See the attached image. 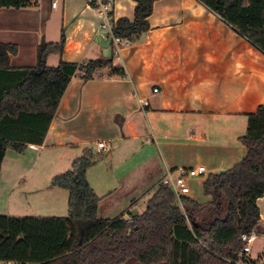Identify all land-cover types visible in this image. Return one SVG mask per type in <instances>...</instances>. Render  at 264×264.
<instances>
[{
    "label": "crops",
    "instance_id": "obj_1",
    "mask_svg": "<svg viewBox=\"0 0 264 264\" xmlns=\"http://www.w3.org/2000/svg\"><path fill=\"white\" fill-rule=\"evenodd\" d=\"M104 2L112 5L111 22L134 20V0H38L27 8L0 9V44L18 48L10 58L12 68L36 66L39 45L58 43L63 32V52L51 54L48 66L114 58L126 72L124 77H110V70L103 69L90 81L81 74L73 77L42 145H27L24 154L34 155L35 163L19 177V189H26L18 192L12 187L7 204L30 200L45 211L56 201L62 203L67 195L50 187L56 174L47 163L63 158L70 162L86 148L100 154V142L109 143L111 151L101 154L87 172L100 198V218L101 211H109L105 202L119 199L116 192L123 183L117 174L122 165L131 175L125 187L129 192L120 194V201L128 204L119 218L128 220L134 215L131 208L142 205L136 215L145 212L169 172L176 177L179 170L203 167L206 179L246 156L240 139L247 132L248 115L264 105V53L199 0H158L149 17L150 30L115 56L112 38L100 29ZM140 101L148 105L143 107ZM150 147L167 152L154 172L149 170ZM118 149L123 156L120 164L114 160ZM43 159L40 177L33 176ZM257 205L261 220L255 243L259 241L260 247L252 248L254 257L264 254V197ZM131 262L140 264L136 260L126 264Z\"/></svg>",
    "mask_w": 264,
    "mask_h": 264
},
{
    "label": "trees",
    "instance_id": "obj_2",
    "mask_svg": "<svg viewBox=\"0 0 264 264\" xmlns=\"http://www.w3.org/2000/svg\"><path fill=\"white\" fill-rule=\"evenodd\" d=\"M37 1L0 0V9L27 8ZM134 1V20L121 18L113 25V35L129 44L150 30L149 17L158 0ZM199 1L264 53V0ZM65 40L62 32L58 43L42 42L37 65L27 68H12L10 58L18 48L0 44V171L8 150L24 154L27 145H42L74 76L90 81L103 69L110 70V77L126 75L114 58L48 66V57L61 54ZM240 141L246 148L243 160L203 182L210 203L199 204L188 196L179 200L161 184L145 212L128 220L98 216L100 198L87 172L101 156L84 149L71 169L51 182L52 189L69 194L67 217L0 215V263L239 264L241 237L255 232L261 220L257 201L264 197V105L248 115Z\"/></svg>",
    "mask_w": 264,
    "mask_h": 264
},
{
    "label": "rangeland",
    "instance_id": "obj_3",
    "mask_svg": "<svg viewBox=\"0 0 264 264\" xmlns=\"http://www.w3.org/2000/svg\"><path fill=\"white\" fill-rule=\"evenodd\" d=\"M150 144L152 145V143ZM93 148L95 147L93 146ZM168 151H170L169 148H168ZM183 151L184 150H182L181 153H183ZM115 152L116 153L114 154L116 155L114 157V160L118 161V163L120 164L123 161L122 151L118 149ZM107 153H110V151ZM149 153H151V155L153 156V158H151L152 162L150 164L151 168L149 170L154 172V170L158 168L160 164H162V161H163L162 157L163 156L165 157L164 154L165 153L167 154V152L162 147H160V149H157L155 147H150ZM101 154H106V153L101 152L100 156ZM119 154L121 157L119 156ZM82 155H83V151L80 156ZM42 158H45V155H43ZM59 158H61V156H59ZM106 158L107 157H105L104 159ZM47 159H51V158H47ZM75 159L76 158H73L72 160H70V162H68L67 161L68 159L66 158L65 159L63 158L61 161H59L58 159H54V160L51 159L50 163H47V165L56 174V176H58V175H61L69 171ZM136 159H137V155L136 157H132L130 160L135 162ZM34 163H35V157L31 153L23 155V154H18L14 152L13 150L7 151V155L3 163V169L2 171H0V215H9V216H16V217H60V218L67 217L68 216V197H69V194L67 191H63V194L67 195V197L65 196L64 201L62 203L56 201L55 205L53 204L52 209L45 210V211L42 210L43 207L40 208V206H38L37 203L32 202V201L29 202L30 200L29 201L23 200L24 201L23 203L25 204L22 203L21 205L7 204L6 196L12 187L13 189L15 188L16 191L18 192L20 190L22 191V189H26V187H22L21 189H19V185H21L19 177L23 173L24 169L31 167ZM37 163L39 165V169H38V172H39L41 170L40 166L45 165L44 159ZM127 168L128 167L126 166V164L122 165L121 172H118L117 174L120 178V182L123 183V185L116 192V195L119 196L118 197L119 199H117L118 201H116V199H114L113 201H110L111 199H109L108 201L105 202L106 208H108L109 211L108 212L101 211V214L103 213L101 215L103 218L115 219L119 217L122 211L126 208L128 204V200L120 201V198H121L120 194L125 195L126 192L127 193L129 192V190L125 188L126 185L128 186L127 184L128 178L131 175L130 172L126 171ZM15 169H17V171H15ZM38 172H34L33 176L40 177L39 175L41 174L40 173L41 171L39 173ZM23 175H22V178L24 177ZM134 175L135 174H132V176ZM185 180L190 189V194L188 195V197L194 199L199 204H208L211 202V198L204 193V189H203V182L205 180L204 176H199V177H189V176L187 177L186 176ZM28 182L29 183L31 182L30 178H27V184ZM141 206L142 205H138L135 208H131L132 213L134 215L138 214L141 211L140 210ZM98 216L100 217V212H98ZM259 247H260L259 241L253 245L254 249L259 248ZM128 264H134V263L131 262Z\"/></svg>",
    "mask_w": 264,
    "mask_h": 264
},
{
    "label": "built area",
    "instance_id": "obj_4",
    "mask_svg": "<svg viewBox=\"0 0 264 264\" xmlns=\"http://www.w3.org/2000/svg\"><path fill=\"white\" fill-rule=\"evenodd\" d=\"M56 6V3L53 4ZM101 15L104 19V23L101 25L100 29L102 31H107L108 35L112 38L115 44L114 55L118 56L120 51L130 44L121 38H116L113 35V25L114 22H111V12H112V5L109 2H104L100 5ZM155 93L158 90H154ZM140 104L144 107L147 106L148 103L144 101H140ZM99 152H109L111 151V146L107 142H100L97 145ZM205 168L201 167L196 170H179L178 176L174 177L171 172L167 174V176L162 180L161 184L163 186L169 187L177 197V199H181L183 196H188L190 194V189L186 183L185 177H199L204 175ZM258 236L256 232H251L248 234H243L241 240L244 244L243 250L240 254L241 261L239 264H250L252 262H256V264H264V254L258 257L252 256V248L255 242L257 241ZM243 258H247V261L244 262ZM12 264V263H11Z\"/></svg>",
    "mask_w": 264,
    "mask_h": 264
}]
</instances>
